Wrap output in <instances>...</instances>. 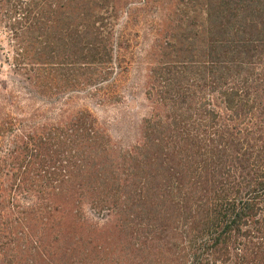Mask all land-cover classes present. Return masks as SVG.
Returning a JSON list of instances; mask_svg holds the SVG:
<instances>
[{
  "label": "trees",
  "instance_id": "1",
  "mask_svg": "<svg viewBox=\"0 0 264 264\" xmlns=\"http://www.w3.org/2000/svg\"><path fill=\"white\" fill-rule=\"evenodd\" d=\"M0 51V264H264V0H0ZM135 61L122 143L77 100Z\"/></svg>",
  "mask_w": 264,
  "mask_h": 264
},
{
  "label": "rangeland",
  "instance_id": "2",
  "mask_svg": "<svg viewBox=\"0 0 264 264\" xmlns=\"http://www.w3.org/2000/svg\"><path fill=\"white\" fill-rule=\"evenodd\" d=\"M141 45L148 43L144 36ZM0 51V95L21 89L24 85L22 77L12 71L11 66L3 62ZM137 61L129 68L123 96L116 102H98L95 97L81 95L77 104L88 108L98 119L106 125L114 139L122 143L130 142L135 136V125L145 112V99L143 96V68Z\"/></svg>",
  "mask_w": 264,
  "mask_h": 264
}]
</instances>
